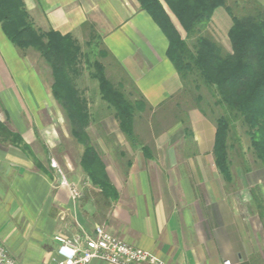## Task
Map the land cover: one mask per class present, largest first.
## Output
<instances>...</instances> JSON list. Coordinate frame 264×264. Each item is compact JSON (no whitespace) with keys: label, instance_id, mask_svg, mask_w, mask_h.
<instances>
[{"label":"crops","instance_id":"obj_1","mask_svg":"<svg viewBox=\"0 0 264 264\" xmlns=\"http://www.w3.org/2000/svg\"><path fill=\"white\" fill-rule=\"evenodd\" d=\"M24 1L42 31L72 35L84 49L101 46L107 77L133 100L144 98L147 115L165 109L168 126H159L153 116L146 129L159 128L135 143L106 118L89 126L104 138L117 136L115 143L123 148L118 154L107 140H97L117 197L105 199L100 188L88 184L82 150L73 161L71 149L63 157L62 143L45 141L42 116L47 107L57 111L58 103L43 81L30 84L38 73L16 47L6 54L4 46L10 50L13 43L0 25V121L16 135L0 139V240L10 254L21 264H50L56 235H92L100 225L171 264H260L263 234L254 210L226 189L215 162L216 125L191 108L189 137L183 122L171 118L175 104L168 100L182 81L168 53V37L140 2ZM110 153L112 161L106 159ZM81 178L87 187L81 188ZM90 264L112 263L94 259Z\"/></svg>","mask_w":264,"mask_h":264},{"label":"trees","instance_id":"obj_2","mask_svg":"<svg viewBox=\"0 0 264 264\" xmlns=\"http://www.w3.org/2000/svg\"><path fill=\"white\" fill-rule=\"evenodd\" d=\"M138 1L168 37V53L182 81L180 90L168 100L175 104V121L183 122L189 137H192L189 109L198 108L214 122L215 162L225 181L232 178L231 141L239 122L255 157L264 167V0H243L246 4L241 7H244L241 14L232 8L240 9L237 3L233 5L229 0ZM220 7L225 8L232 20L228 30L230 49L221 45L209 31L213 15ZM172 15L185 31V37L173 23ZM0 25L19 50L36 52L49 67L53 96L66 115L72 136L84 147L83 170L92 185L101 189L100 194L105 199L111 196L116 199L114 185L88 131L93 121L100 126L104 117H100L99 108L93 107L97 111H91L89 97L80 87L83 71L89 69V76L98 83L100 100L106 103L132 143L138 141L136 117L148 116L146 100H133L107 77L101 61V46L84 49L72 35L42 31L24 0H0ZM15 136L0 122V139ZM252 198L260 217L264 218L263 200L255 192Z\"/></svg>","mask_w":264,"mask_h":264},{"label":"rangeland","instance_id":"obj_3","mask_svg":"<svg viewBox=\"0 0 264 264\" xmlns=\"http://www.w3.org/2000/svg\"><path fill=\"white\" fill-rule=\"evenodd\" d=\"M238 1V2H237ZM263 1V0H260ZM229 3H237V6L240 9H236L235 6H232L233 9L237 10L238 14H241V8L243 5L245 6L246 3L243 2V0H229ZM240 3V4H239ZM234 10V11H235ZM173 16L174 22L177 24L179 29L182 32L183 37L186 36L185 31L181 27L180 23L178 22L177 18ZM232 24V20L228 13L226 12L225 8H218L212 19V23L209 25V31L211 34L215 37V39L220 42L221 45L225 46L226 48L230 49V41L228 38V30L230 25ZM12 44L11 42L9 45ZM10 47V50L4 46L6 54L12 52L17 48L13 44ZM16 47V48H15ZM15 48V49H14ZM18 49V48H17ZM18 51L26 57L32 68L33 71L38 73L35 76L37 78L32 79L33 83H30L31 85H35L38 87L39 83H42V81L45 83L46 87L51 88V75H50V69L41 59H39V56L36 52L32 50H27L25 52H22L21 50L18 49ZM27 81V80H26ZM29 81V80H28ZM97 86L98 83L94 79H92L89 76V69H85L83 71V77L81 78L80 81V87L83 89L85 96L88 98L89 97V106L91 107V111H97L94 108H99L98 112L100 113V117L106 118V120L109 123H117L119 125V122L117 119H115L114 115L112 114L111 110H109L106 106V103H103L100 100V96L97 91ZM51 96V95H50ZM52 100V99H51ZM54 100V99H53ZM56 102V101H55ZM57 106V111L55 110L54 107L51 108H46V115L42 116L43 117V123L46 125V131H43L45 141L48 142V144L55 143L57 144V141L59 143H62L63 145L61 148L63 149L61 154L64 157L65 154H67V151L71 149L70 155L71 159L74 161H78L81 150L82 154L84 152V147L82 144L78 143L76 139L72 136L71 131H70V124L66 118V115L64 114L63 110L59 106ZM94 107V108H93ZM60 108V109H59ZM182 109H185L183 106ZM175 111V110H174ZM177 111V110H176ZM173 112L174 113H176ZM179 112V111H178ZM160 114L156 115L155 113L152 115H148L143 117L142 119L139 118V116L136 117V123H137V128L138 131L136 134L138 135V139L145 141L148 139V134H154L156 131V128L158 129L159 126L162 125H167L166 120L168 119L166 117L167 111L165 109L159 111ZM165 114V115H164ZM155 117V121H158L159 118V126L155 128V130L151 129L152 132L147 131V127H149V123L147 120L152 119V117ZM171 116V115H169ZM181 116V115H180ZM173 117V121L176 120L175 114L171 116ZM103 119V120H104ZM2 122V121H0ZM96 122H92L94 124ZM135 123V125H136ZM2 124H5L7 126V123L2 122ZM151 124V122H150ZM155 126V122L153 124ZM168 126V125H167ZM120 127V126H119ZM150 130V129H149ZM89 134L91 136V141L94 144V146L98 149L100 152L101 158L104 156L101 152L102 148L100 146H97V140L99 139H104L107 140V144L109 145L108 148L110 151L114 150L116 153L119 154V150H122L123 148L117 147L118 145L115 143L117 140V136L109 135V136H103L102 131L98 129L97 127H91L88 129ZM122 132V130H121ZM233 133V150H231V159H232V166H231V174L232 178L230 181H225L224 180V185L226 189L234 195L239 196V203L240 205H247L249 208L254 210V220L258 223V228L261 231V234H263V241L261 242L260 245V253H259V261L260 264H264V218L260 217L259 209L258 206L254 203L253 198H252V192H255L256 194H259L261 199L263 200L264 203V167L262 164L257 160L255 157L251 147H250V140L248 136L245 134L244 128L242 127L241 123H237L236 127L234 128ZM72 139L76 142H73ZM116 139V140H115ZM130 141V140H129ZM72 142V143H71ZM118 142V141H117ZM131 142V141H130ZM58 143V144H59ZM77 145V147H73L71 145ZM58 146V145H57ZM59 147V146H58ZM57 147V148H58ZM72 147V148H71ZM54 148H52V151L54 153ZM103 151V150H102ZM57 153V152H56ZM46 154V153H45ZM55 155V153H54ZM68 155V154H67ZM68 157V156H67ZM65 157V158H67ZM82 157V156H81ZM106 157V156H104ZM47 158H48V153H47ZM109 161H112L114 159L113 153L107 155V158ZM103 160V159H101ZM104 164V163H103ZM92 184L90 180H88V184ZM88 184L84 183V180L81 178L80 186L82 187H87ZM79 186V189H80ZM93 186V185H92ZM93 188V187H92ZM25 258H23L24 260ZM22 262V261H21Z\"/></svg>","mask_w":264,"mask_h":264},{"label":"built area","instance_id":"obj_4","mask_svg":"<svg viewBox=\"0 0 264 264\" xmlns=\"http://www.w3.org/2000/svg\"><path fill=\"white\" fill-rule=\"evenodd\" d=\"M73 193L79 194L77 188L74 187ZM55 240L58 247L50 264H90L94 259L112 264H171L109 233L100 225L95 227L92 235H78L72 239L56 235ZM0 264H21L1 240ZM225 264H231V261L226 260Z\"/></svg>","mask_w":264,"mask_h":264}]
</instances>
